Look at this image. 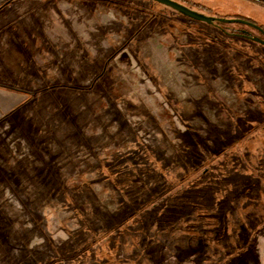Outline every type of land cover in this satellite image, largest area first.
<instances>
[{
	"label": "rangeland",
	"instance_id": "rangeland-1",
	"mask_svg": "<svg viewBox=\"0 0 264 264\" xmlns=\"http://www.w3.org/2000/svg\"><path fill=\"white\" fill-rule=\"evenodd\" d=\"M89 1L0 0V49L10 52L0 57V85L24 91L0 122V264H264L258 33L247 28L255 37L244 39L232 34L239 26L219 29L152 0ZM170 1L264 29V0ZM25 42L48 59L29 65L12 53ZM130 129L173 170L195 156L187 129L220 155L207 173L134 211L131 190L144 200L162 183L147 170L131 181L116 175L118 193L93 155L113 171L133 160ZM126 208L134 216L103 233Z\"/></svg>",
	"mask_w": 264,
	"mask_h": 264
},
{
	"label": "trees",
	"instance_id": "trees-1",
	"mask_svg": "<svg viewBox=\"0 0 264 264\" xmlns=\"http://www.w3.org/2000/svg\"><path fill=\"white\" fill-rule=\"evenodd\" d=\"M96 1H98V0H96ZM252 1L256 2L254 0H252ZM80 2L81 3H86V2L90 3L89 0H80ZM92 3L93 2H91V4ZM258 3H260V2H258ZM232 18L246 19L245 17H241V16H236V17H232ZM250 21H252V20H250ZM217 24H220L221 26H225V25L229 24L230 26L241 27L239 24H235V23L219 22ZM241 28L248 30L245 27H241ZM236 33H240L239 29H237V30L235 29V31H233L232 34H236ZM244 34L246 37H243V38H246V39H249L248 37L253 36L249 31L244 33ZM17 92L24 93V91H20V90H17ZM26 93L29 94L28 92H26ZM30 94H33V93H30ZM165 99H168V98L165 97ZM24 125H26L25 126L26 127L25 128L26 136H28L31 133L33 127L31 128V125H27V124H24ZM125 126L128 127L127 124H125ZM129 133L132 134V136L134 137L133 138L134 140L138 141L139 150L137 152V156L133 160H127L125 158H123L122 160H119L116 169L113 171V170H111L110 163L108 161H106L105 159L98 158L95 153H93V155H94V158L98 164L97 165L98 168L104 169V171L108 172L109 175H110V173H112L109 177L114 175L115 178L109 180V183L112 186L113 190L117 191L118 193H120L121 191L118 189V186H119L118 183L119 182H117L116 178H118V177L124 178L123 175L124 176L130 175L129 180L131 181L134 177L138 178L139 173L142 170L150 171L152 173L154 179H156L157 181L162 183L158 188H156L155 191H153V193L149 194L147 199H144V200H139L136 191L131 190V193L133 194L132 196L133 197L135 196L134 206H133L135 209L134 211H137L138 209H140L142 207V206H140L141 203L147 202V203L151 204V203H153V201H156V200H158V202H159V199L162 200L165 197H167L168 195H170L171 193H173L174 191H176L178 189H182L188 182L194 180L195 177L198 176L199 174H201L202 172L207 173V171L209 170V167L215 165V159H217L218 156L220 155V152L216 151L215 149H212L209 151L207 149V146L203 142V140H201L198 136H195L193 132H191L189 129H187L186 132L183 133L181 136L185 140V142L190 146V148L193 150L192 153L195 156L190 161L191 162L190 164L182 163L179 166V168H177L176 170H173L168 165L167 160H164V159L159 157L158 149L152 143H147L144 140H139V139L137 140L135 137L136 134L133 132L132 129L129 130ZM36 134L38 135V133H36ZM32 142H35V140L34 141L32 140ZM207 153H209V154H207ZM55 180H56L57 184H59V185L61 184L62 185L61 187H63V189H65V192H67V193H65V195L68 198V195H67L69 193L68 184L64 180H62L60 177H55ZM120 199L123 203H125L124 204L125 206H132L133 205L129 201L123 199V197H120ZM67 200L69 201L70 199H67ZM69 202H70L69 204H71L72 206H85L82 203H79V202L77 203V201H75L74 199H71ZM129 209L130 208H128V209L126 208V210L122 211L118 216H116V218L109 219L106 222L107 227L105 229H103L102 232L106 233V231H108L110 229L112 230V228L118 229L119 227H121L120 225L119 226L115 225L120 220V216H126V218L129 216H131V217L134 216L133 213H131V212L129 213ZM111 225H112V227H111ZM108 227H111V228H108ZM108 233H109V231L106 234H108ZM86 250H88V249H86Z\"/></svg>",
	"mask_w": 264,
	"mask_h": 264
},
{
	"label": "crops",
	"instance_id": "crops-1",
	"mask_svg": "<svg viewBox=\"0 0 264 264\" xmlns=\"http://www.w3.org/2000/svg\"><path fill=\"white\" fill-rule=\"evenodd\" d=\"M37 33L38 32L34 30L32 33L33 35H31V37L34 38L37 42H39L40 39ZM1 49H0V57L3 56V58L6 60L7 59L6 57H8L10 52H7V49L4 47ZM12 50H13L12 53L16 55L24 54L23 57L24 59H26L27 62H29V65H33V63L36 61V58H38V55L40 54H42V56L48 59L45 54V52H47V49L43 46H40L39 43L37 48V51L39 52L34 51V49L26 42H25V48L18 49L16 46V48ZM2 86L0 85V122H2V120H4L5 118L10 117L12 112L16 110L18 104L20 103L22 104L24 100V97L16 91L18 89L7 87V85H2Z\"/></svg>",
	"mask_w": 264,
	"mask_h": 264
},
{
	"label": "water",
	"instance_id": "water-1",
	"mask_svg": "<svg viewBox=\"0 0 264 264\" xmlns=\"http://www.w3.org/2000/svg\"><path fill=\"white\" fill-rule=\"evenodd\" d=\"M154 2H157L159 4H162V5H165L173 10H175L176 12L180 13V14H183L187 17H190L191 19H194V20H198V21H202V22H205V23H208V24H212L214 22H224V23H244V24H248V25H251L253 26L254 28H258L255 24H251V23H248L244 20H240V19H215V18H209V17H206L200 13H197V12H194L192 10H189V9H186L178 4H175L173 2H171L170 0H152ZM261 43L264 44L263 41H260Z\"/></svg>",
	"mask_w": 264,
	"mask_h": 264
},
{
	"label": "flooded vegetation",
	"instance_id": "flooded-vegetation-1",
	"mask_svg": "<svg viewBox=\"0 0 264 264\" xmlns=\"http://www.w3.org/2000/svg\"><path fill=\"white\" fill-rule=\"evenodd\" d=\"M215 19H217V18H219V19H240V20H244V21H246V22H248V23H251V24H255L253 21H250L248 18H246V19H241V18H227V17H214ZM217 23H219V22H214V23H212V25H214V26H216L217 28H219V29H221L222 28V26L220 25V24H217ZM235 24H239L241 27H245V28H248V29H252V30H254V31H256L257 33H258V35H259V37H256V38H258L260 41H263L264 42V29L262 28V27H258L256 24V26L258 27V28H254L253 26H251V25H248V24H242V23H235ZM225 31V30H224ZM239 32L240 33H237V34H233V35H236V36H239V37H241V38H243V37H246L245 36V34L244 33H246V32H248V30H246V29H244V28H240L239 29ZM254 37L255 36H252V37H248L249 39H254ZM244 39H246V38H244Z\"/></svg>",
	"mask_w": 264,
	"mask_h": 264
}]
</instances>
